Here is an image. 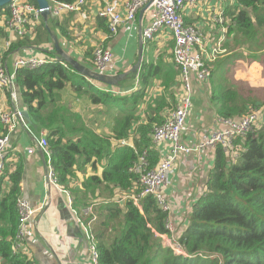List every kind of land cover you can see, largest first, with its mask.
<instances>
[{"label":"trees","instance_id":"obj_1","mask_svg":"<svg viewBox=\"0 0 264 264\" xmlns=\"http://www.w3.org/2000/svg\"><path fill=\"white\" fill-rule=\"evenodd\" d=\"M27 1L38 7L35 0ZM10 13L9 5L0 8V37H8L3 20ZM222 13L225 22L216 21V30L222 35L223 53H232L205 61L210 69V103L220 118L240 120L252 111H261L264 120V84L235 80L231 74L234 63L248 58L261 63L264 77V0H234L232 5H225ZM75 14H65L62 21L49 17L50 29L59 41L74 40L68 27L75 21ZM95 24L109 39L100 46L108 48L114 36L107 21L97 17ZM200 31L206 35L203 29ZM170 34L166 49L152 41L145 43L138 75L131 74L115 87L99 88L58 60L38 70H18L15 87L29 113L33 133L38 137L46 132L52 166L66 189L76 171H85L87 166L103 167L101 177H88L82 194L76 193L74 197V205L80 209L91 203L95 206L98 219L93 233L100 264H264V125L238 137L231 158L221 146L215 149L207 192L193 206L187 224L176 228L175 234L166 229L169 214L154 197H144L138 206L134 203L132 196L139 194L141 186L130 169L144 151L148 153L150 167L157 166L161 153L152 142L153 130L168 120L179 103L181 71L174 62L175 39ZM25 46L42 50V54L55 60L42 17L27 26L22 38H14L9 54ZM97 47L88 49L86 60L78 61L93 66ZM195 87L198 94L194 96V105L204 112L202 123L195 118L199 126L207 124L213 114L199 95L203 90L197 84ZM154 90L162 94L154 96ZM77 102L100 108L95 125L86 124L75 112ZM101 127L105 128L101 131ZM3 133L7 131L3 129ZM124 140H130L133 146L122 145ZM8 167L0 178V184L6 179L10 181L6 197L1 198L0 194V222H5L0 226V258L2 264H34L23 251L12 250L20 224L17 202L23 164L17 163L13 172ZM177 233L180 234L176 236ZM162 236L176 239L187 258L165 247Z\"/></svg>","mask_w":264,"mask_h":264},{"label":"built area","instance_id":"obj_2","mask_svg":"<svg viewBox=\"0 0 264 264\" xmlns=\"http://www.w3.org/2000/svg\"><path fill=\"white\" fill-rule=\"evenodd\" d=\"M87 0H77L74 3H63L59 0H48V11L50 16L62 17L68 13H79L85 7ZM102 6L98 9L97 17L105 19L108 23L111 36H116L120 29L126 24H135L141 17L140 34L143 44L153 41L158 35L165 31L173 34L175 39L174 62L181 71V90L179 103L172 111L170 117L161 126H155L152 133V142L160 149L161 158L156 167L151 168L147 151L138 154V161L130 169L138 176L141 191L137 196H132L134 203L138 206L139 201L146 196L154 197L160 208L169 214L166 219V229L176 233V228L170 219L171 207L166 194V190L171 185V177L175 173L174 167L183 156L191 153L211 151L221 146L228 153L234 146L238 137H244L248 133L264 122L261 111H252L240 120L220 118L214 116V121L210 128H187L188 119L191 117L194 108V96L196 84L206 95L209 92L210 69L206 67L205 61H215L224 52L222 41L216 46L207 42L206 37L200 29L186 25L182 16L184 10L195 8L199 0H97ZM10 16L3 20V27L7 31L8 37L3 41V51L0 53V92L7 93L12 104L17 100L15 88L16 72L20 69L38 70L48 64L55 62L46 55L31 52L29 55L20 56L13 62V71H10L4 60V56L9 54L10 47L15 37L22 38L27 30V26L32 21L39 22L43 10L35 7L27 0H12L9 4ZM221 12L216 21L224 24L225 19ZM36 51V49H35ZM93 69L101 74H115L114 53L108 47H97L93 54ZM18 126L34 137L35 147L29 150L33 154L36 150H41L45 158V179L48 183L55 185L60 190H64L69 203L73 200L70 193L58 181V174L52 166L51 151L48 148L46 132H41L38 138L33 135L30 124L25 120L22 110L14 105V109H4L0 107V176L5 172L6 155L10 147V133ZM3 129L7 131L3 133ZM193 138L195 143H186L184 135ZM130 140L122 141V145L133 146ZM193 145V146H192ZM167 150V151H166ZM119 203H122L120 201ZM19 214V230L16 241L13 244L14 252H21L24 241L30 232V223L38 212L28 201L23 198L17 202ZM75 214L80 218V223L85 222L86 242L88 245L89 264L99 263V251L97 248L92 225L97 222V212L94 205L83 208L81 212L72 206ZM87 219L88 221H85ZM175 236V235H174ZM165 247L173 248L177 255L187 256L182 245L168 236H162Z\"/></svg>","mask_w":264,"mask_h":264},{"label":"crops","instance_id":"obj_3","mask_svg":"<svg viewBox=\"0 0 264 264\" xmlns=\"http://www.w3.org/2000/svg\"><path fill=\"white\" fill-rule=\"evenodd\" d=\"M101 6L102 4L100 5L97 0H87L85 7L81 12L75 14V21L70 25V28L68 27L72 32L74 40L72 42H67L66 39L60 38L63 49L71 57L77 60H83L86 58L85 55L88 49L100 46L102 42H108V36H106L101 30H98L95 24V18H97L98 9ZM211 8V12L208 13V17L211 18V20L203 17L206 10L200 0L195 8L184 10L182 16L186 24L196 25L198 26V29H203L206 34L204 36L208 43L216 44L222 38V35H219L218 30H216V18L221 12H224L225 5H219L218 8V6L213 3ZM64 17L65 16L63 15L59 19L62 21ZM140 19L138 16L135 24H126L116 36L112 37L110 43L107 44L113 51L114 56L117 54V57L114 59L115 74L130 70L138 61L141 36L139 30L141 24ZM166 32L168 35H171L169 31H165L158 35L156 38L158 39V45L155 44L156 46H159V43H161L159 47L163 46L162 43H164L165 39L162 38L160 40V37L161 35L166 36ZM210 34H213V36L211 37ZM4 39L5 38L0 37V53L3 51ZM226 41H228L227 37L225 43ZM37 51V49L35 51L34 48L25 46L17 53L13 55L9 54L4 60L6 61L8 69L13 71V62L16 58L29 55L31 52L37 54ZM158 52L159 51H156V53ZM230 53L232 52H225L221 54L219 58L221 57L222 59ZM41 55L44 56V54ZM134 55H136V59H134ZM239 63H243V61L240 60L237 63H234L231 68V74L236 79L239 78L233 74L232 69L233 67L238 66ZM90 68H92V66H90ZM94 83L99 86L101 85L97 82ZM210 89L209 86V93L211 94ZM160 94H162V91L154 90V92H152V95L154 96ZM14 105L22 111L26 110L20 92H17V100ZM14 105L12 104V101H10L7 93L0 92V107L4 106V109L8 110L14 109ZM97 110H100V108L77 102L75 112L81 115L86 124L93 126L96 124ZM209 110L212 111V109ZM193 114L188 120L187 128L192 127L191 123H193L194 117L196 119L198 117L200 120L197 119L199 123L203 121L202 114H204V112L198 109L195 105ZM215 115L217 114L215 113ZM215 115H212L207 124L203 122L202 125L200 124L199 126H196V128H210L215 119ZM104 128L105 127H101V131ZM31 131L33 132L32 128ZM187 134L186 131L184 135V141L186 143L196 144L198 142L193 141V138L189 137ZM9 137L10 147L6 155V165L9 166L8 168L10 169V172H13L17 163L22 162L23 173L21 175L19 197L28 201L30 205L38 211L30 223V232L22 246L23 253L26 254L29 260L34 264H89L86 229L83 228L82 225H84V223H80L81 220L78 215L74 213L72 206L81 212L82 209L78 208L80 206L74 205L75 194H82L84 191L83 183L88 177L94 175L101 177L103 167L97 165V167L93 169L91 166H87L85 171L75 172V177L70 181L69 189L65 188L70 193L73 200V203L70 204L67 193L64 190H60L55 185L48 183L45 179V158L43 152L41 150H36L33 154L29 153V150L35 147L34 137L27 131L23 130L21 126H18L13 132H11ZM215 151L216 150L214 149L211 151L208 150L191 153L178 160L175 173L171 177V185L166 190L168 201L171 206L175 203L182 205L184 208L182 211L187 210L190 214V210H192L197 201L205 196L207 192L208 176L210 171L214 168ZM226 154L231 158L235 152L232 148ZM9 186L10 181L8 179L0 184V192L2 193L1 198L6 197L9 193ZM3 189H6V191H3ZM117 195L120 198L119 193H117ZM92 204L93 203H91V205ZM170 215L172 218H175L177 213L171 212ZM3 223H5L4 220H1L0 226H2ZM94 224L92 225L93 229L95 227ZM185 224H187V221ZM2 262L3 261L0 258V264H2Z\"/></svg>","mask_w":264,"mask_h":264},{"label":"water","instance_id":"obj_4","mask_svg":"<svg viewBox=\"0 0 264 264\" xmlns=\"http://www.w3.org/2000/svg\"><path fill=\"white\" fill-rule=\"evenodd\" d=\"M12 0H0V8L8 6ZM38 4V7L43 10L42 12V19L43 22L49 32V35L52 40V45L54 47L53 54L55 59L66 64L67 66L71 67L78 75L83 76L84 78L88 79L89 81H94L105 86L115 87L120 85L123 81H125L131 74L138 75L141 65L144 61V44L142 42V38L140 36V47L138 53V61L137 63L128 71L118 73V74H101L96 72L93 67L90 68L84 64H82L77 59L71 57L61 46V43L58 37L52 32L50 26L48 24V19L50 17V13L48 11L49 2L48 0H35ZM144 10L140 14V18L142 17ZM41 51L42 50H38ZM93 82V83H94ZM22 114L25 120L31 125L32 121L30 120L29 113L27 110H23Z\"/></svg>","mask_w":264,"mask_h":264},{"label":"rangeland","instance_id":"obj_5","mask_svg":"<svg viewBox=\"0 0 264 264\" xmlns=\"http://www.w3.org/2000/svg\"><path fill=\"white\" fill-rule=\"evenodd\" d=\"M200 1L205 6V10H206V13L203 14V17H205L206 19H209V20H211V18L208 17V13L211 12V9H212L211 5H213V3H215L216 6H218V8H219V5H226L227 3H229L231 5L233 4V0H200ZM162 38H164L165 41H164V43H162L163 46L161 48L162 49H166L168 47V41L171 39V35H168L167 32H166V36L161 35L160 40ZM157 40L158 39L155 38L152 42L155 43L156 45H158ZM160 45H161V43H159V46ZM156 51H158V50H156ZM168 53H171V51H169ZM135 56L136 55H134V59H136ZM115 57H117V54H115ZM241 60L243 61L244 64L243 63H239L238 66L233 67V69H232L233 70V74H235V76L238 77L239 79H236L233 75H232V77L235 80H242V79L246 78V79H248L249 82H251L253 84H256V85L257 84H264V77L262 75L263 67H262L261 63L251 62V60L248 59V58H243ZM55 61H56V59H55ZM117 63H119V62H117ZM114 64H115V61H114ZM181 79H182V77H181ZM96 86L99 87V88L107 87L105 85H100V86L96 85ZM182 90H183V84H182ZM182 90H181V93H182ZM196 94H198V91H197V89L195 87V95ZM199 95L203 98L204 103L207 105V107L209 109H212L211 113L213 115H215L216 112H215L212 104L210 103L211 94L208 92L206 95H204V94H199ZM193 111H194V108H193ZM192 114H193V112H192ZM191 125H192V127H191L192 129H198V128H196L197 124L195 123V117H194V121H193V123H191ZM261 125H264V122H262ZM30 127H31V125H30ZM187 127H188V125H187ZM3 191H6V189H3ZM0 194H2V193L0 192ZM183 209L184 208H183L182 205H178L176 203L174 205H172V207H171V212H173V213L176 212L177 213V216L175 218H172L171 215H170V218H171L175 228H182L185 225V222L188 221V219H189V216H190L189 211H187V210L182 211ZM192 210H193V208H192ZM192 210H190V213L192 212ZM180 233H177L176 236H178Z\"/></svg>","mask_w":264,"mask_h":264},{"label":"bare ground","instance_id":"obj_6","mask_svg":"<svg viewBox=\"0 0 264 264\" xmlns=\"http://www.w3.org/2000/svg\"><path fill=\"white\" fill-rule=\"evenodd\" d=\"M194 153V152H193ZM176 167H174V170H175ZM88 230V228H86V231Z\"/></svg>","mask_w":264,"mask_h":264},{"label":"clouds","instance_id":"obj_7","mask_svg":"<svg viewBox=\"0 0 264 264\" xmlns=\"http://www.w3.org/2000/svg\"><path fill=\"white\" fill-rule=\"evenodd\" d=\"M185 22V21H184ZM186 24V23H185ZM187 256H188V254H187ZM187 256H184V257H186L187 258Z\"/></svg>","mask_w":264,"mask_h":264}]
</instances>
